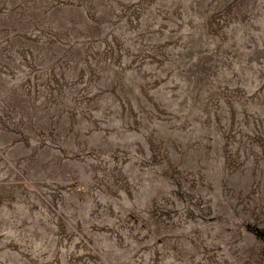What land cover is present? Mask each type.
I'll list each match as a JSON object with an SVG mask.
<instances>
[{
  "label": "rangeland",
  "instance_id": "obj_1",
  "mask_svg": "<svg viewBox=\"0 0 264 264\" xmlns=\"http://www.w3.org/2000/svg\"><path fill=\"white\" fill-rule=\"evenodd\" d=\"M0 264H264V0H0Z\"/></svg>",
  "mask_w": 264,
  "mask_h": 264
}]
</instances>
